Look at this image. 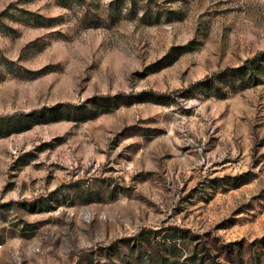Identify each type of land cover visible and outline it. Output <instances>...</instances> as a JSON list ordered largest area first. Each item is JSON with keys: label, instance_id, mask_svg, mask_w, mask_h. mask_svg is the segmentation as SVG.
<instances>
[{"label": "rangeland", "instance_id": "rangeland-1", "mask_svg": "<svg viewBox=\"0 0 264 264\" xmlns=\"http://www.w3.org/2000/svg\"><path fill=\"white\" fill-rule=\"evenodd\" d=\"M1 10L0 264H264V0Z\"/></svg>", "mask_w": 264, "mask_h": 264}, {"label": "trees", "instance_id": "trees-1", "mask_svg": "<svg viewBox=\"0 0 264 264\" xmlns=\"http://www.w3.org/2000/svg\"><path fill=\"white\" fill-rule=\"evenodd\" d=\"M3 10L0 11V15ZM264 75V47L256 50L253 54L245 57L242 62L237 65H229L215 72L211 79L225 76L227 78L242 79L247 82H258ZM208 76H205V78ZM209 77V78H210ZM41 110L32 109L27 114H39ZM22 111L12 113H0V135H3L11 130L12 118L16 114H21ZM242 182V180L240 181Z\"/></svg>", "mask_w": 264, "mask_h": 264}]
</instances>
